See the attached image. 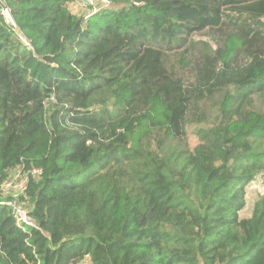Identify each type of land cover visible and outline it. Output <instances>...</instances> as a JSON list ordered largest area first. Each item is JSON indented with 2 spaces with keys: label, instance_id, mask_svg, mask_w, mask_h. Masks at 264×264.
Instances as JSON below:
<instances>
[{
  "label": "trees",
  "instance_id": "1",
  "mask_svg": "<svg viewBox=\"0 0 264 264\" xmlns=\"http://www.w3.org/2000/svg\"><path fill=\"white\" fill-rule=\"evenodd\" d=\"M104 1L5 0L0 264H264V0Z\"/></svg>",
  "mask_w": 264,
  "mask_h": 264
},
{
  "label": "built area",
  "instance_id": "2",
  "mask_svg": "<svg viewBox=\"0 0 264 264\" xmlns=\"http://www.w3.org/2000/svg\"><path fill=\"white\" fill-rule=\"evenodd\" d=\"M75 5H81V6H85L84 3H87V7L89 10H91V12H95L97 11V9L99 7L96 6V1L97 0H73ZM104 1V0H102ZM0 16L10 25H12V27H15L14 24V20L12 18V13L10 8L6 5L5 0H0ZM20 40L23 41V37L20 35ZM36 173H39L40 171H34ZM9 185V184H8ZM15 188L19 191H23L25 189V181H22L20 183H18ZM11 210H12V214L16 220V224L17 225H22V226H34L33 221L28 217L27 212L19 205L15 204V203H8L7 204ZM84 261H88V264L90 263V259L89 257H86L83 261H81L80 263L77 264H85Z\"/></svg>",
  "mask_w": 264,
  "mask_h": 264
},
{
  "label": "rangeland",
  "instance_id": "3",
  "mask_svg": "<svg viewBox=\"0 0 264 264\" xmlns=\"http://www.w3.org/2000/svg\"><path fill=\"white\" fill-rule=\"evenodd\" d=\"M96 6L97 7H104L107 6L109 8H114L117 9V7H111L109 6V4L106 1H102V0H97L96 1ZM72 10L73 12L77 13V14H85L88 12V8L87 7H83L81 5H75L73 3L72 5ZM189 144L191 147H194L197 144V140L194 136L190 135L189 136ZM259 197H264V175H261L259 177H257L256 181L253 182L247 190V197H246V207L245 209L242 211L241 213V217H249L251 209H252V205L254 203V201L259 198ZM85 264H88V261H84Z\"/></svg>",
  "mask_w": 264,
  "mask_h": 264
},
{
  "label": "water",
  "instance_id": "4",
  "mask_svg": "<svg viewBox=\"0 0 264 264\" xmlns=\"http://www.w3.org/2000/svg\"><path fill=\"white\" fill-rule=\"evenodd\" d=\"M85 6H87V3H84Z\"/></svg>",
  "mask_w": 264,
  "mask_h": 264
}]
</instances>
